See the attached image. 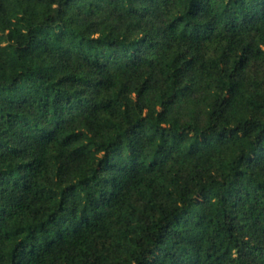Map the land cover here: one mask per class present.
<instances>
[{"label": "trees", "instance_id": "1", "mask_svg": "<svg viewBox=\"0 0 264 264\" xmlns=\"http://www.w3.org/2000/svg\"><path fill=\"white\" fill-rule=\"evenodd\" d=\"M0 264H264V0H0Z\"/></svg>", "mask_w": 264, "mask_h": 264}]
</instances>
